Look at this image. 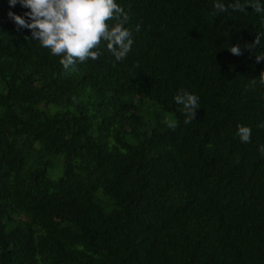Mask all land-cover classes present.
<instances>
[{
  "label": "trees",
  "instance_id": "trees-1",
  "mask_svg": "<svg viewBox=\"0 0 264 264\" xmlns=\"http://www.w3.org/2000/svg\"><path fill=\"white\" fill-rule=\"evenodd\" d=\"M116 2L126 58L66 72L0 0V264H264V37L228 50L264 14ZM179 90L200 98L187 125Z\"/></svg>",
  "mask_w": 264,
  "mask_h": 264
},
{
  "label": "clouds",
  "instance_id": "clouds-1",
  "mask_svg": "<svg viewBox=\"0 0 264 264\" xmlns=\"http://www.w3.org/2000/svg\"><path fill=\"white\" fill-rule=\"evenodd\" d=\"M10 6L17 2L28 9L23 15L9 12L17 29L26 28L31 31V39L50 50L53 56L60 57V64L66 72L76 71L77 64L87 60H97L102 55L101 45H106L108 52L116 61L126 58L133 44L132 31L125 25L129 15L116 0H8ZM251 6L258 14H264V4L260 0H235V2L215 3L216 12L238 11L246 13ZM216 14V13H214ZM140 30V26H136ZM264 33L256 34L253 43L233 45L228 49L233 55H242V47L254 51L261 43ZM28 38V37H26ZM264 60V54L256 55V61ZM260 83L264 84V71L261 72ZM254 85L256 79H252ZM75 99V98H74ZM199 96L179 90L174 97L179 109L184 114V124H190L200 108ZM167 126L175 130L177 121L169 120ZM264 126V125H261ZM237 135L241 142H251V128L237 125ZM259 151L264 155V145Z\"/></svg>",
  "mask_w": 264,
  "mask_h": 264
}]
</instances>
